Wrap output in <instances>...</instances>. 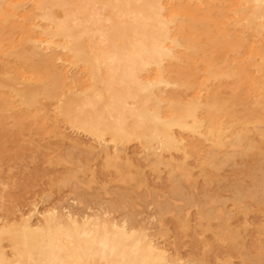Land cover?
Listing matches in <instances>:
<instances>
[{"label":"rangeland","instance_id":"rangeland-1","mask_svg":"<svg viewBox=\"0 0 264 264\" xmlns=\"http://www.w3.org/2000/svg\"><path fill=\"white\" fill-rule=\"evenodd\" d=\"M61 4L53 9H70ZM192 9L182 33L190 47L168 66L175 84L163 108L183 112L203 88L196 113L203 130L223 126V138L175 129L183 145L162 159L133 137L113 142L107 131L99 141L67 119L64 104L86 75L60 48L29 41L23 29L39 8L28 2L0 20V226L42 228L53 213L62 227L75 218L145 233L178 264H264V42L222 25L218 0ZM1 245L12 259V241L3 235Z\"/></svg>","mask_w":264,"mask_h":264},{"label":"bare ground","instance_id":"bare-ground-1","mask_svg":"<svg viewBox=\"0 0 264 264\" xmlns=\"http://www.w3.org/2000/svg\"><path fill=\"white\" fill-rule=\"evenodd\" d=\"M58 1L0 0V20L18 16L20 6L32 3L40 13L37 21L23 29L29 41L38 51L58 47L68 65L81 67L86 75L84 88L74 91L63 107L72 125L99 141H106L107 131L113 142L133 137L159 159L166 149L183 145L175 129L192 128L206 141L211 136L223 138V126L203 130L196 113L203 88L195 91L185 111H179L180 105L163 108L173 100L166 96L172 84L168 66L182 62L180 48L190 47L182 35L189 29L185 22L194 17L192 5L199 6L203 0ZM218 2L222 25L229 20L242 24L264 42V0ZM61 3L70 9L56 12L53 7ZM249 50L253 53L255 45ZM68 72L69 67L66 76ZM3 235L13 243L12 259L2 248ZM97 260L102 264H178L145 233L135 234L114 222L98 227L73 218L62 227L52 213L42 228L27 222L18 228L0 226V264H95Z\"/></svg>","mask_w":264,"mask_h":264}]
</instances>
